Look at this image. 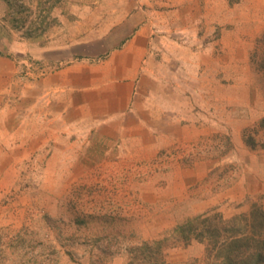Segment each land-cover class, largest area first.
Listing matches in <instances>:
<instances>
[{"label": "rangeland", "instance_id": "rangeland-1", "mask_svg": "<svg viewBox=\"0 0 264 264\" xmlns=\"http://www.w3.org/2000/svg\"><path fill=\"white\" fill-rule=\"evenodd\" d=\"M72 1L55 5L71 14ZM37 2L0 0V42L36 34ZM165 2L157 9L179 19L172 33L159 31L168 41L154 140L90 170L53 155L46 118L36 124L31 113V81L57 68L65 52L39 60L30 45L0 51L29 89L24 110L14 108L0 129V264H146L137 249L156 241L160 264H209L202 242L173 245L170 230L200 214L228 218L264 207V73L250 59L264 31V0H232L223 20L221 0H198V9L190 0ZM78 133L69 140L63 133L61 144Z\"/></svg>", "mask_w": 264, "mask_h": 264}, {"label": "crops", "instance_id": "crops-1", "mask_svg": "<svg viewBox=\"0 0 264 264\" xmlns=\"http://www.w3.org/2000/svg\"><path fill=\"white\" fill-rule=\"evenodd\" d=\"M190 1L198 9V0ZM221 1L217 15L223 20L233 4ZM72 2L76 10L71 14L54 5L53 24L25 42L5 38L0 51L30 45L39 60L55 49L65 52L57 68L31 81V113L36 124L41 115L46 118V130L56 139L53 155L60 154L65 162L86 171L115 158L124 148L146 149L154 140L153 100L164 82L161 52L168 41L159 31L165 26L172 33L169 27L179 15L172 18L171 11L157 9L165 0ZM28 90L15 61L0 54V129H8V113L23 109ZM32 130L39 139V126L32 125ZM72 132H79L77 138L61 144ZM2 142L11 144L9 136Z\"/></svg>", "mask_w": 264, "mask_h": 264}, {"label": "trees", "instance_id": "trees-1", "mask_svg": "<svg viewBox=\"0 0 264 264\" xmlns=\"http://www.w3.org/2000/svg\"><path fill=\"white\" fill-rule=\"evenodd\" d=\"M56 2L58 0H38L36 33L45 30L53 20L50 11ZM250 59L254 67L264 73V31L256 39ZM260 125L264 126V116ZM249 143H253L251 138ZM169 238L173 245L193 240L202 242L209 264H264V207L253 205L248 213L228 218L221 214H200L173 227ZM160 247L158 241L143 244L135 255H139L142 263L160 264Z\"/></svg>", "mask_w": 264, "mask_h": 264}, {"label": "bare ground", "instance_id": "bare-ground-1", "mask_svg": "<svg viewBox=\"0 0 264 264\" xmlns=\"http://www.w3.org/2000/svg\"><path fill=\"white\" fill-rule=\"evenodd\" d=\"M62 180V179H61Z\"/></svg>", "mask_w": 264, "mask_h": 264}]
</instances>
